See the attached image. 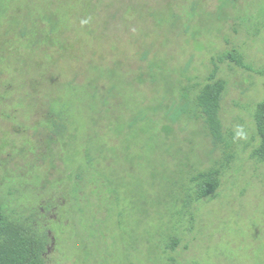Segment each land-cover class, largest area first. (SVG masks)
I'll use <instances>...</instances> for the list:
<instances>
[{
	"label": "rangeland",
	"instance_id": "obj_1",
	"mask_svg": "<svg viewBox=\"0 0 264 264\" xmlns=\"http://www.w3.org/2000/svg\"><path fill=\"white\" fill-rule=\"evenodd\" d=\"M234 50L217 146L194 99ZM263 98L264 0H0L5 215L46 264H264Z\"/></svg>",
	"mask_w": 264,
	"mask_h": 264
},
{
	"label": "trees",
	"instance_id": "obj_2",
	"mask_svg": "<svg viewBox=\"0 0 264 264\" xmlns=\"http://www.w3.org/2000/svg\"><path fill=\"white\" fill-rule=\"evenodd\" d=\"M229 59L249 69L241 54L229 51L213 59L214 68L207 82L199 86L194 99L196 116L201 118L213 142L219 146L224 142V125L221 118L222 96L227 87L226 81L218 77L219 62ZM259 144L251 153L253 159L264 162V98L258 102L255 111ZM233 154H228L227 161ZM225 166V164H224ZM193 174V173H192ZM222 170L218 166L199 171L191 176L194 189L190 193L191 202L214 194L221 184ZM189 203V202H188ZM0 264H46L41 258L38 241L29 232L8 219L0 203Z\"/></svg>",
	"mask_w": 264,
	"mask_h": 264
}]
</instances>
